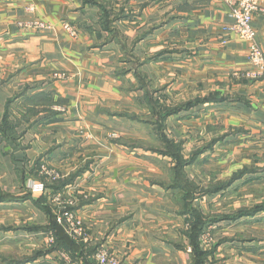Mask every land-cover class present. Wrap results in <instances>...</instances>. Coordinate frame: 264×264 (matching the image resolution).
<instances>
[{
	"label": "crops",
	"instance_id": "crops-1",
	"mask_svg": "<svg viewBox=\"0 0 264 264\" xmlns=\"http://www.w3.org/2000/svg\"><path fill=\"white\" fill-rule=\"evenodd\" d=\"M233 22L224 0H0V264H98L100 251L120 264H192L184 209L205 217L233 209L225 206L233 187L239 212L252 210L249 199L264 205V191L241 188L264 187V81L244 77L249 44L225 31ZM253 27L264 52L263 14ZM149 99L174 110L163 132L182 145L186 180L206 189L250 171L186 207L187 193L169 187L175 161L151 151L159 142ZM231 145L239 170L229 175L221 156ZM42 167L61 180L48 183ZM33 180L55 187L34 195ZM55 193L72 198L84 226L85 239L68 236L74 246L50 244L44 207L56 220ZM207 230L209 264H264V212Z\"/></svg>",
	"mask_w": 264,
	"mask_h": 264
},
{
	"label": "trees",
	"instance_id": "trees-1",
	"mask_svg": "<svg viewBox=\"0 0 264 264\" xmlns=\"http://www.w3.org/2000/svg\"><path fill=\"white\" fill-rule=\"evenodd\" d=\"M146 104L149 110L151 111V114L153 115L152 119H155V124L158 127L159 146H157L156 148H152L151 151L163 157L172 158L175 161L176 166L173 170L175 179L173 180L171 185H169V187L179 189L187 193V195L185 196L186 207L188 206L187 205L188 200L191 201L194 198L193 197L194 194H202V193L214 194L220 191L227 190L229 187L232 186L234 182L245 176L246 171H242L241 173L234 175V177L230 181L226 183L209 185V187L208 188L206 187V189H200V187L195 183L186 180L184 169L190 163L184 158V155L182 153L183 152L182 145L168 139L163 132L165 129L164 127L165 120L167 117L173 114L174 110L163 107L156 101L150 99L147 101ZM1 129H4L3 125L0 126V130ZM199 152L195 153V155L193 156L194 159L198 158L199 156L198 154H200ZM69 182L70 181H68L67 183ZM188 192L191 193V195H189ZM189 196L191 197L189 198ZM5 198L6 196H0V200H5ZM44 209H46L47 212L51 215V230L54 233L53 235L54 239L58 241L57 246L61 247L58 244H63L65 245L64 247L66 248L70 246H74L76 243L72 241L68 237V235H66L62 227L58 225L50 209L47 207H44ZM187 210L191 220L190 222H188L189 229L187 230V232H185V236L192 250L191 251L192 264H209V258H211L214 255L215 248H213L211 251H203L200 248L201 235L203 234V232H205L212 224L221 220H236L238 218L255 215L259 212H264V206L258 207L256 209H252L250 211H241L235 217L225 216L219 218L218 220L217 219L214 220L211 217H205L203 216V214H201L195 209H191V208L184 209V211ZM55 245H53V247Z\"/></svg>",
	"mask_w": 264,
	"mask_h": 264
},
{
	"label": "built area",
	"instance_id": "built-area-1",
	"mask_svg": "<svg viewBox=\"0 0 264 264\" xmlns=\"http://www.w3.org/2000/svg\"><path fill=\"white\" fill-rule=\"evenodd\" d=\"M230 7L232 11V16L234 19L233 24L225 28L227 32L235 33L240 40L249 44V64L251 68L245 72L244 77L247 80L254 81H264V52L256 41V31L253 27V21L256 14L264 15V4H261L259 0H224ZM28 11H33L32 8H29ZM32 28L38 30L48 29V25L45 23L34 21L29 23ZM63 28L65 32L73 39L77 38V31L75 28L68 22L65 21ZM223 43H226L225 41ZM53 179H56L55 176H52ZM32 191L34 193H41L44 191L43 184L32 183ZM62 197L55 196L54 202H60ZM71 202V201H70ZM65 210V209H62ZM57 222L59 224L65 223L68 226L69 234L74 235L80 240L85 239L84 237V226L81 221L76 220L72 212L65 211L58 215ZM54 243L53 236H50V244ZM213 238L210 232L205 231L201 235V244L212 245ZM96 260L98 264H120L118 257L113 254L108 253L107 251H100L96 254Z\"/></svg>",
	"mask_w": 264,
	"mask_h": 264
},
{
	"label": "rangeland",
	"instance_id": "rangeland-1",
	"mask_svg": "<svg viewBox=\"0 0 264 264\" xmlns=\"http://www.w3.org/2000/svg\"><path fill=\"white\" fill-rule=\"evenodd\" d=\"M62 75H61V73H57V74H55L54 75V77L56 78V77H61ZM0 83H1V80H0ZM120 137V134L119 133H111L110 134V138L111 139H113V140H115V139H118ZM199 139V138H198ZM156 146V145H155ZM228 147V146H227ZM220 150V151H219ZM227 153H224V149H221V148H218L217 150H216V152L218 153V154H223L221 157L224 159V160H227V162H226V164H227V169H228V173H229V175H230V173H232L234 170H236V169H238L239 168V145H231V146H229L228 148H227ZM184 152H185V154L186 155H188V153L190 152V151H188V150H186L185 151V149H184ZM190 154V153H189ZM227 155H228V157H227ZM220 158V157H219ZM212 167H214V166H212ZM158 168V167H157ZM239 170V169H238ZM242 171H250L248 168H244V169H242V170H240V171H238L236 174H238V173H241ZM39 174L42 176H44V178L45 179H47L48 181V183L49 182H51V184H55L54 182H57V181H59V180H61V176H62V174L59 172V171H57V170H53V169H48V167H42L41 169H40V171H39ZM39 176V175H38ZM41 176H39V177H41ZM52 176H55L56 177V179H53L52 178ZM234 176H231V177H229V179L227 180V182L228 181H230L232 178H233ZM39 180V179H38ZM38 180H33V181H30V183H29V181H28V183H27V188L29 189V191L31 192V193H33L34 195H39V196H45V195H47L48 196V194H47V187H49V188H53V187H55V185H53V186H50V184H48L47 182H45V181H43V180H41L40 182L38 181ZM160 181L161 180H164L163 178L162 179H159ZM32 183H40V184H43V186H44V191L43 192H41V193H34L33 191H32V188H31V186L33 185ZM218 183H226V182H216V183H213V185L214 184H218ZM163 184V183H162ZM247 185V184H246ZM252 185H254L253 183H250L247 187H241V188H245L244 190H243V193L244 194H246V193H249L250 194V196H252V194H254V193H257L258 191H264V187L262 188V186H256V187H252ZM244 186V185H243ZM234 188L235 187H233L231 190H229L228 191V195L226 196V200H225V206H233V207H231V208H233V209H213V211L211 212L212 214H211V218L212 219H214V220H218L219 218H221V217H225V216H227V217H235L238 213H239V205L242 203V200L240 199V196L239 195H241V194H239V190H238V192H236V193H232L233 192V190H234ZM239 189V188H238ZM24 191H25V189H23ZM23 190H21V192H23ZM66 195L67 194H64V193H55L54 194V196H52L51 197V205H53L55 208H56V211H58V213H57V216H56V222H57V217H58V215L59 214H61V213H63V212H65V211H68V212H71L69 209L73 206V200H72V198H71V200H69V198H67L66 197ZM55 196H59V197H62V199H60V202H58V203H55L54 202V198H55ZM49 197H50V195H49ZM71 201V202H70ZM248 204H246L247 206H249L248 208H246V209H256V208H258V207H261V206H264V205H254V206H252V202H251V199H249L248 201ZM223 205V204H222ZM221 208V207H220ZM62 209H65V210H62ZM247 211H250V210H247ZM74 215V217L76 218V220H78V221H81L80 219H78L76 216H75V214H73ZM228 221H232V220H228ZM82 222V221H81ZM58 223V222H57ZM58 225H61L64 229H65V232L67 233V235L70 237V238H72L73 240H80V238H77V237H75L74 235H72V234H69V232H68V226L65 224V223H63V224H59L58 223ZM207 232H210V234L212 235V233H211V231L210 230H206ZM204 233V232H203ZM234 233V232H233ZM53 235V234H52ZM84 237H85V231H84ZM214 236L212 235V238H213ZM54 238V237H53ZM54 241H55V239H54ZM54 245V244H53ZM215 247V245H214V238H213V243H212V245H202L201 244V249H203L204 251H211L213 248ZM63 257H66L65 255L63 256ZM67 258L68 259H70L68 256H67Z\"/></svg>",
	"mask_w": 264,
	"mask_h": 264
}]
</instances>
